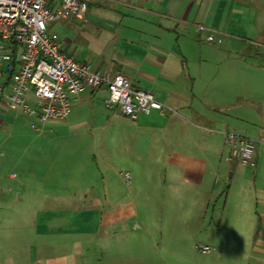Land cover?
I'll return each instance as SVG.
<instances>
[{
	"label": "crops",
	"instance_id": "1",
	"mask_svg": "<svg viewBox=\"0 0 264 264\" xmlns=\"http://www.w3.org/2000/svg\"><path fill=\"white\" fill-rule=\"evenodd\" d=\"M225 3L92 0L84 22L60 20L72 31L74 41L85 43L79 47L71 45L73 38L59 39L63 52L102 76L126 77L133 88L151 93L173 110L163 116L152 111L136 120H129L118 108L102 112L96 99L103 104L107 91L101 86L82 91L60 125L83 127L96 117L101 145L111 144L117 150L118 163L133 170L135 180L145 178L143 174L153 171L154 166H161L157 169L168 188L167 203L178 207L171 209L173 212L219 213L217 223L208 232L213 252L202 254L206 255L205 264H264V61L247 60L243 46H210L206 44L207 34L197 30L203 25L243 41L240 30L235 29L242 21L241 11H224ZM261 47L264 49V44ZM236 53L240 59L231 58ZM217 56L225 59L216 60ZM28 118L15 115L0 103V214L20 186L13 175L23 155L16 149ZM226 132L255 141L253 168L238 164L229 150L221 173ZM58 155L49 160L46 172L50 164L56 168L62 165L58 164L62 160ZM35 158L32 156V161H40L39 156ZM28 175L33 178L32 173ZM61 175L67 188L63 187L62 198L69 204L61 212H77V207L90 202L101 213L100 224L108 226L131 219L137 211L132 197L126 202L118 200L113 179L101 181L104 196L90 200L78 193L90 187L86 180L75 178L77 182H72L69 174ZM221 179L226 180L222 185ZM44 180L46 174L42 183ZM61 221L39 233L62 230L65 224Z\"/></svg>",
	"mask_w": 264,
	"mask_h": 264
},
{
	"label": "rangeland",
	"instance_id": "2",
	"mask_svg": "<svg viewBox=\"0 0 264 264\" xmlns=\"http://www.w3.org/2000/svg\"><path fill=\"white\" fill-rule=\"evenodd\" d=\"M225 1L222 10L235 8L241 11L239 19L242 21L235 29L240 30L243 41H235L222 31L212 30L221 43L206 44L217 48L229 44L243 46L247 60L264 61L261 47L264 44V0ZM47 30L57 33L60 40L73 38V46L85 45L74 41L72 31L61 21L48 24ZM234 35L237 36L235 32ZM236 54L231 58L240 59ZM223 59L222 56L216 58ZM96 102L102 112L112 111L103 109L100 100L96 99ZM27 120L23 137L15 150L23 155L22 162L14 168V177L17 176L20 186L15 196H11L6 211L0 214V264H205L206 255H202L199 249L208 247L210 254L213 252L208 244V232L217 223L219 213L210 210L199 214L173 212L171 209L178 207L167 203L168 188L159 178L157 169L161 166H154L156 170L143 174L145 178L141 180H135L133 170L118 163L117 150L114 151L111 144L101 145L96 117L90 125L78 128L62 127L63 121L47 123L41 132L30 128L31 124L39 125L36 118ZM221 152L223 173L229 146L222 143ZM57 154L62 159L58 164L62 165L56 168L50 164L51 168L46 172L49 160ZM32 156L34 159L39 156L40 161H32ZM35 165L38 166L31 169ZM27 173H32L33 178ZM62 173L69 174L72 182H77L75 178L86 180L90 187L78 193L85 196L82 199L88 197L90 200L95 196L103 197L102 182L113 179L118 187V200L126 202L132 197L137 211L131 219L108 226L100 224L101 213L90 202L77 207V212H61V208L69 206L62 198L63 187L67 189ZM45 174L47 180L42 183ZM225 182L221 179V185ZM107 194L111 191L108 190ZM60 221L65 224L62 230L45 235L39 233L46 226Z\"/></svg>",
	"mask_w": 264,
	"mask_h": 264
},
{
	"label": "built area",
	"instance_id": "3",
	"mask_svg": "<svg viewBox=\"0 0 264 264\" xmlns=\"http://www.w3.org/2000/svg\"><path fill=\"white\" fill-rule=\"evenodd\" d=\"M92 0H0V103L15 115L34 117L40 132L47 123L64 121L73 103L85 89L106 87L103 107L119 109L130 120L149 115L163 116L171 108L146 91L135 89L122 76H102L89 65L78 62L61 49L55 33L47 25L60 20L85 21ZM207 43L220 44L212 30L198 25ZM200 40V37H198ZM230 156L244 167L255 166L253 139L234 132L225 133ZM14 177V175H13ZM128 177H126V180ZM199 251L209 254L208 247Z\"/></svg>",
	"mask_w": 264,
	"mask_h": 264
},
{
	"label": "water",
	"instance_id": "4",
	"mask_svg": "<svg viewBox=\"0 0 264 264\" xmlns=\"http://www.w3.org/2000/svg\"><path fill=\"white\" fill-rule=\"evenodd\" d=\"M103 88H106L105 86H103Z\"/></svg>",
	"mask_w": 264,
	"mask_h": 264
}]
</instances>
